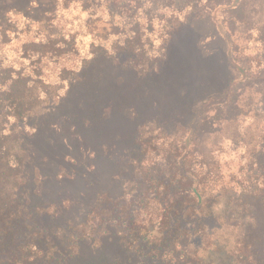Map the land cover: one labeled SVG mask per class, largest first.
<instances>
[{"label":"trees","instance_id":"1","mask_svg":"<svg viewBox=\"0 0 264 264\" xmlns=\"http://www.w3.org/2000/svg\"><path fill=\"white\" fill-rule=\"evenodd\" d=\"M232 1L56 0L37 17L16 8L6 13L0 22V264H34L44 258L40 244L55 241L76 255L82 244L100 242L112 230L140 264H215L216 254L219 264H264V218L258 214L264 207V125L259 133H242L226 118L229 130L217 133L201 125L199 113L188 125L145 121L130 146L140 153L136 181L130 175L118 197L103 191L79 210L81 217L49 230L45 217L51 223L62 207L43 198L42 181L32 190L28 181L27 145L36 122L84 81L97 58L140 78L155 77L171 41L192 17ZM260 71L253 77L264 79ZM230 103L226 93L205 106ZM224 142L242 148L239 164L247 154L237 172L225 171L222 147H215ZM207 222H221L222 235ZM70 260L50 255L41 264H128L103 257Z\"/></svg>","mask_w":264,"mask_h":264},{"label":"rangeland","instance_id":"2","mask_svg":"<svg viewBox=\"0 0 264 264\" xmlns=\"http://www.w3.org/2000/svg\"><path fill=\"white\" fill-rule=\"evenodd\" d=\"M55 2L0 0V22L10 9L37 17L52 9ZM77 10L72 15H78ZM210 13L197 14L176 33L159 75L140 78L101 56L92 63L84 81L67 98L53 102L48 114L38 119L27 145L31 153L29 189L42 181L39 190L43 198L62 207L51 223L45 217L47 230L81 217L79 210H86L103 191L118 197L130 175L136 181L133 166L140 153L130 151V146L145 121L188 125L199 113L201 125L220 129L217 133L229 130L226 118L234 119L232 124L242 133H259L257 128H263L264 79L253 76L264 68V0H233ZM226 93L240 109L236 111L231 103L225 108L205 106ZM255 115L259 117L253 118ZM238 116L241 118L236 123ZM215 147H222L221 159L228 173L237 172L248 160L246 154L239 164L242 148L236 151L228 142ZM52 207V212L58 209ZM258 214L264 218V207ZM207 223L210 231L218 229L222 235L221 222ZM262 227L259 229L264 233ZM198 239L194 245L199 246ZM40 246L44 258L34 264L46 263L50 255H65L72 263L93 257L142 262L137 256L129 257L114 230L100 242L82 244L76 255L58 241ZM220 258V254L212 256L215 264ZM144 264H148L146 260Z\"/></svg>","mask_w":264,"mask_h":264}]
</instances>
